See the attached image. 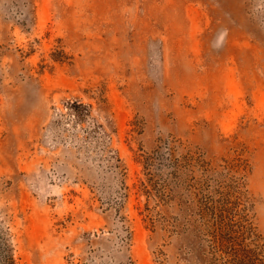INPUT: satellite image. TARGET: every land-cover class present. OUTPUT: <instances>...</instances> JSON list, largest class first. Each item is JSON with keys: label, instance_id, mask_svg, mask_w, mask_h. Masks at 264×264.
I'll list each match as a JSON object with an SVG mask.
<instances>
[{"label": "rangeland", "instance_id": "rangeland-1", "mask_svg": "<svg viewBox=\"0 0 264 264\" xmlns=\"http://www.w3.org/2000/svg\"><path fill=\"white\" fill-rule=\"evenodd\" d=\"M0 264H264V0H0Z\"/></svg>", "mask_w": 264, "mask_h": 264}, {"label": "trees", "instance_id": "trees-1", "mask_svg": "<svg viewBox=\"0 0 264 264\" xmlns=\"http://www.w3.org/2000/svg\"><path fill=\"white\" fill-rule=\"evenodd\" d=\"M230 242H232V241H230Z\"/></svg>", "mask_w": 264, "mask_h": 264}]
</instances>
